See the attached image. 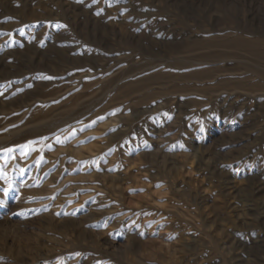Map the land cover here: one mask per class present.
<instances>
[{"label": "rangeland", "instance_id": "374dc122", "mask_svg": "<svg viewBox=\"0 0 264 264\" xmlns=\"http://www.w3.org/2000/svg\"><path fill=\"white\" fill-rule=\"evenodd\" d=\"M0 264H264V0H0Z\"/></svg>", "mask_w": 264, "mask_h": 264}, {"label": "snow or ice", "instance_id": "6c2138e0", "mask_svg": "<svg viewBox=\"0 0 264 264\" xmlns=\"http://www.w3.org/2000/svg\"><path fill=\"white\" fill-rule=\"evenodd\" d=\"M46 79H50V77H45Z\"/></svg>", "mask_w": 264, "mask_h": 264}]
</instances>
